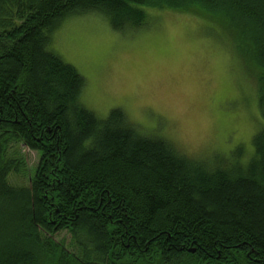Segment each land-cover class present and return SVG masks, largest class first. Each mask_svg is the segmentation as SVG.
<instances>
[{"label":"trees","instance_id":"16d2710c","mask_svg":"<svg viewBox=\"0 0 264 264\" xmlns=\"http://www.w3.org/2000/svg\"><path fill=\"white\" fill-rule=\"evenodd\" d=\"M143 7L229 32L264 119V0H0V264H264V129L248 161L208 165L120 108L98 118L80 102L84 77L49 48L72 14L122 29ZM22 147L38 154L29 174Z\"/></svg>","mask_w":264,"mask_h":264},{"label":"rangeland","instance_id":"374dc122","mask_svg":"<svg viewBox=\"0 0 264 264\" xmlns=\"http://www.w3.org/2000/svg\"><path fill=\"white\" fill-rule=\"evenodd\" d=\"M139 26L115 29L106 15L66 17L49 48L85 79L80 102L98 118L120 108L139 134L168 140L182 154L213 165L248 161L264 129L256 82L229 32L210 17L143 7ZM28 174L38 154L21 148ZM25 183L27 176H10ZM59 232L56 239L65 237Z\"/></svg>","mask_w":264,"mask_h":264}]
</instances>
